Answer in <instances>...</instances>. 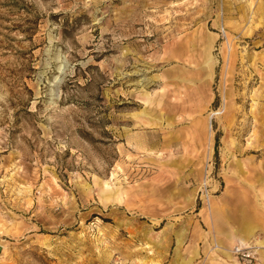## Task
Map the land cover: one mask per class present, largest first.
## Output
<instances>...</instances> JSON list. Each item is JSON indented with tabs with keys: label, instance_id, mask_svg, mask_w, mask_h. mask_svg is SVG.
I'll use <instances>...</instances> for the list:
<instances>
[{
	"label": "rangeland",
	"instance_id": "obj_1",
	"mask_svg": "<svg viewBox=\"0 0 264 264\" xmlns=\"http://www.w3.org/2000/svg\"><path fill=\"white\" fill-rule=\"evenodd\" d=\"M251 226L235 264H264V0H0V264H226Z\"/></svg>",
	"mask_w": 264,
	"mask_h": 264
},
{
	"label": "crops",
	"instance_id": "obj_2",
	"mask_svg": "<svg viewBox=\"0 0 264 264\" xmlns=\"http://www.w3.org/2000/svg\"><path fill=\"white\" fill-rule=\"evenodd\" d=\"M222 212H216L215 214L220 216ZM232 234H228L227 237L230 238L229 241L232 243V247L227 248L224 244V241L221 240H217V243H215L213 245V249H217L218 251H220L222 253V255L225 258V262L226 264H235L234 263V257L232 256L231 252H232V248L234 246H236L237 244H239V242H241L242 239H240L239 237H244L247 239L248 236H252V234L254 233L253 227H246L245 229H241V228H235L232 230L231 232ZM217 235V234H215ZM214 235V236H215ZM214 240V239H213ZM219 241V242H218ZM244 241V240H243ZM210 242V240L208 241ZM186 244H188V246L190 247L192 244L195 243V241L193 240V238L190 236L186 239ZM226 247V248H225ZM223 249H226V252H224ZM188 262V261H186Z\"/></svg>",
	"mask_w": 264,
	"mask_h": 264
},
{
	"label": "built area",
	"instance_id": "obj_3",
	"mask_svg": "<svg viewBox=\"0 0 264 264\" xmlns=\"http://www.w3.org/2000/svg\"><path fill=\"white\" fill-rule=\"evenodd\" d=\"M249 249L250 247H240V249L237 248V251H235L234 254H236L238 257L241 256L243 259L247 258L248 260L252 261V253L249 251Z\"/></svg>",
	"mask_w": 264,
	"mask_h": 264
},
{
	"label": "bare ground",
	"instance_id": "obj_4",
	"mask_svg": "<svg viewBox=\"0 0 264 264\" xmlns=\"http://www.w3.org/2000/svg\"><path fill=\"white\" fill-rule=\"evenodd\" d=\"M240 247H242V246H236V247H234V250H233V252L235 253V251H237V248H239V249H240Z\"/></svg>",
	"mask_w": 264,
	"mask_h": 264
}]
</instances>
